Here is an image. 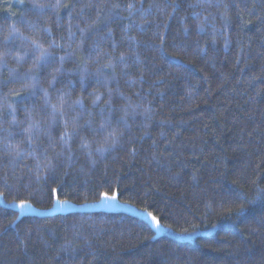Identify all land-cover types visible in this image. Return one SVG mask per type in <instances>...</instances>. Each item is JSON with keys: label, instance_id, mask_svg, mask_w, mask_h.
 I'll use <instances>...</instances> for the list:
<instances>
[{"label": "trees", "instance_id": "16d2710c", "mask_svg": "<svg viewBox=\"0 0 264 264\" xmlns=\"http://www.w3.org/2000/svg\"><path fill=\"white\" fill-rule=\"evenodd\" d=\"M261 190L264 0H0L6 202L193 236L0 200V264H264Z\"/></svg>", "mask_w": 264, "mask_h": 264}, {"label": "rangeland", "instance_id": "374dc122", "mask_svg": "<svg viewBox=\"0 0 264 264\" xmlns=\"http://www.w3.org/2000/svg\"><path fill=\"white\" fill-rule=\"evenodd\" d=\"M0 200L2 202H5L7 205L17 209L19 213L22 215L24 214H48V213H53V212H68V211H75V210H96V209L125 211V212L136 214L137 216L142 217L146 219L147 221H149L152 224V226L155 228L157 235H174L175 237H178L181 239H188V238L193 237L189 235L185 236L181 234H175V232H173L169 227L163 225L161 222H160V228L159 230H157V228L153 225L151 221V217L149 216V213L152 216H155L152 212L147 211V210H142L129 203H124L120 201L118 198L115 202H112L110 204L109 203L101 204L100 200L95 201V202H90V203H76L74 201L67 200L68 201L67 204H58L56 200L55 204L49 208L36 207L30 203H27V205L24 208H21L19 206L20 204L19 201L6 202V200L2 197V195H0ZM60 201H64V200H60Z\"/></svg>", "mask_w": 264, "mask_h": 264}, {"label": "snow or ice", "instance_id": "6c2138e0", "mask_svg": "<svg viewBox=\"0 0 264 264\" xmlns=\"http://www.w3.org/2000/svg\"><path fill=\"white\" fill-rule=\"evenodd\" d=\"M38 8H44V7H47L46 5H37ZM74 131V130H73ZM110 136H115V133H110ZM19 147V146H17ZM19 151H23V149H20ZM19 151L17 152V155H19ZM56 190L55 189H52V192H55ZM2 195V194H0ZM235 195V198L237 200L241 199V198H246V194L243 193V192H240V193H236L234 194ZM256 198H259V199H262L264 200V190H261L260 192H258L256 194ZM117 200V192H112L111 195H109L108 192H103L100 194V203L101 204H105V203H112V202H115ZM57 203L58 204H67L68 201L67 200H64V201H60L59 199H57ZM27 205V201H20V204L19 206L21 208H24L25 206ZM245 207L246 205H241L239 207H236V208H229L227 211L229 213H232V212H235V213H242L244 212L245 210ZM149 216L151 217V221L153 223V225L157 228V230H159L160 228V221L155 217V216H152L150 213H149Z\"/></svg>", "mask_w": 264, "mask_h": 264}]
</instances>
